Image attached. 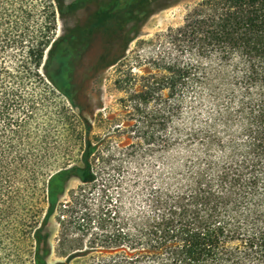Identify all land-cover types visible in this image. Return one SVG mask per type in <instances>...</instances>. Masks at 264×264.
I'll return each mask as SVG.
<instances>
[{
	"label": "rangeland",
	"instance_id": "rangeland-1",
	"mask_svg": "<svg viewBox=\"0 0 264 264\" xmlns=\"http://www.w3.org/2000/svg\"><path fill=\"white\" fill-rule=\"evenodd\" d=\"M51 1L52 43L41 72L53 94L45 85H27L39 106L37 122L27 124L22 137L38 152L10 157L22 162L12 168L19 169L10 178L17 204L0 259L4 264H35L38 257L48 264H158L128 260L105 242L126 218L132 227L160 179L171 178L180 165L186 169L202 151L198 143L192 147L177 137L203 119L202 109L210 110L214 99L208 105L185 86L175 93L166 88L139 107L136 100L146 80L168 75L161 67L190 57L174 49L170 31L202 0ZM29 2L31 25L38 27L49 13H41L43 0ZM61 62L65 82L51 69ZM168 106L166 116L156 112ZM172 135L176 140L170 143ZM88 151L92 182L79 173ZM26 158L31 164L20 167ZM65 170L64 181L51 185V177ZM48 186L60 190L51 213ZM63 237L71 243L62 245Z\"/></svg>",
	"mask_w": 264,
	"mask_h": 264
},
{
	"label": "trees",
	"instance_id": "trees-1",
	"mask_svg": "<svg viewBox=\"0 0 264 264\" xmlns=\"http://www.w3.org/2000/svg\"><path fill=\"white\" fill-rule=\"evenodd\" d=\"M43 4L42 15H49L36 27L29 0H0V253L17 204L13 196L18 190L12 195L10 178L19 169L12 170L17 159L10 157L38 152L22 137L26 125L37 122L39 106L32 89L27 94V85H45L52 92L41 70L52 43L54 12L52 1ZM169 38L174 49L190 57L161 67L167 76L146 80L137 106L163 96L166 88L175 93L185 86L208 105L214 99L210 110L202 109L203 119L177 137L179 143L182 136L191 145L198 143L202 151L186 162V169L180 165L171 178L160 179L145 197L144 213L132 219V227L126 218L123 227L109 232L106 247L135 262L264 264V0H202ZM51 69L65 82L62 62ZM168 109L156 112L166 116ZM174 140L173 135L168 139ZM90 157L88 151L86 166L79 169L84 182L94 180ZM30 164L26 158L20 167ZM213 170L219 173L217 183L209 185L214 191L198 197L204 203L195 214L177 210L198 180ZM67 175V170L57 173L50 184ZM59 191L48 186L50 213ZM61 241L71 243L65 237ZM34 262L48 264L40 257Z\"/></svg>",
	"mask_w": 264,
	"mask_h": 264
},
{
	"label": "snow or ice",
	"instance_id": "snow-or-ice-1",
	"mask_svg": "<svg viewBox=\"0 0 264 264\" xmlns=\"http://www.w3.org/2000/svg\"><path fill=\"white\" fill-rule=\"evenodd\" d=\"M236 169H233V172H236ZM207 175V179H199L196 185L187 193L188 200L182 201L180 205H177V210L181 208L185 210L192 211L195 214V210L197 205L200 203H204L203 200L198 199L199 196H208L210 192L214 191V189H210L209 185L217 183L216 177L219 175L215 170L212 173H205ZM221 180L223 177L220 178ZM227 179L231 180L232 177L228 176Z\"/></svg>",
	"mask_w": 264,
	"mask_h": 264
}]
</instances>
